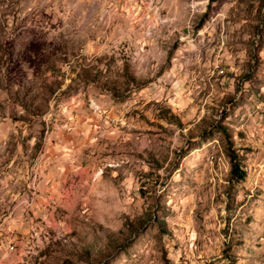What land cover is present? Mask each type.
Returning <instances> with one entry per match:
<instances>
[{
	"label": "rangeland",
	"instance_id": "obj_1",
	"mask_svg": "<svg viewBox=\"0 0 264 264\" xmlns=\"http://www.w3.org/2000/svg\"><path fill=\"white\" fill-rule=\"evenodd\" d=\"M0 264H264V0H0Z\"/></svg>",
	"mask_w": 264,
	"mask_h": 264
},
{
	"label": "trees",
	"instance_id": "obj_2",
	"mask_svg": "<svg viewBox=\"0 0 264 264\" xmlns=\"http://www.w3.org/2000/svg\"><path fill=\"white\" fill-rule=\"evenodd\" d=\"M229 157H230V163H231V171H230L231 175L239 181L244 180L246 173L243 169H241V166L237 162L236 154L233 153Z\"/></svg>",
	"mask_w": 264,
	"mask_h": 264
}]
</instances>
